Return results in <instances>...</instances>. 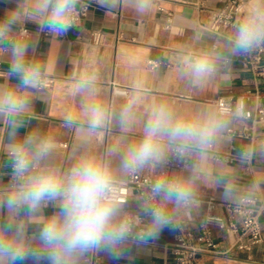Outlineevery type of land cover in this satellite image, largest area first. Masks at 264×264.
Segmentation results:
<instances>
[{
    "label": "crops",
    "instance_id": "1",
    "mask_svg": "<svg viewBox=\"0 0 264 264\" xmlns=\"http://www.w3.org/2000/svg\"><path fill=\"white\" fill-rule=\"evenodd\" d=\"M38 0H0V17L8 10L21 8L25 13L36 12ZM142 0H97L89 16L63 35H44L39 31L42 17L27 19L15 25L6 38L0 41V61L5 75H0V89L14 88L29 101L28 111L19 117H10L0 111V189L8 188L12 161L10 143L37 134L50 138L54 149L42 163L61 171L67 170L84 155L103 157L109 148L118 152L111 157L116 178H126L130 172H120V161L128 148L138 143L144 128L158 105H165L174 119L198 122L215 116L223 121V128L212 139L218 149L231 145L249 147V140L231 136L228 127L240 128L250 124V119L220 113L214 100L220 95L233 93L237 102L244 91L260 88L264 80L255 76L241 63L239 55L231 53L229 39L206 28L207 6H219L223 0H148L146 11H140ZM171 13L170 26H166L167 13ZM28 25L31 36L25 52L27 63L38 66L41 75L53 76L54 82L46 88L37 84L24 87L18 76L11 73L13 43L11 38L21 25ZM94 28H100L102 39L98 44L91 38ZM202 55L210 57L213 70L202 78L190 72L191 62ZM149 60L159 64L151 67ZM91 77V90H77L78 83ZM130 89L131 99L116 94L114 87ZM135 100L122 122L121 114ZM246 107L264 104V97H252ZM101 109L102 122L91 129L86 106ZM74 120L71 125L67 117ZM10 133L14 135L10 139ZM67 142L68 146H62ZM169 143L165 142V153ZM254 149L253 173L246 174L240 164L219 162L204 152L194 155L188 170H173L182 181H191L192 202L189 206L173 208L171 215L175 227H165L157 237L146 243L130 242L119 257L111 256L104 249L90 250L77 259L85 264L86 258L95 264H171L169 243L175 232L196 237L199 222L206 211L204 197L215 195L223 200H236L242 195H258L264 204V127L257 129ZM164 159V158H163ZM163 159L137 170L157 173L163 169ZM145 203L137 197L121 203L122 212L133 211L151 217L143 211ZM172 208V205H169ZM57 211L52 203L43 206L37 215L21 216L28 235L38 233L46 219ZM215 212H222L216 209ZM7 210H0V222L7 218ZM264 231V210L261 214ZM215 239L221 247H230L228 233L215 229ZM201 264H264V240L252 250L230 249L224 253L202 252ZM17 264H33L18 261ZM40 264H47L41 261Z\"/></svg>",
    "mask_w": 264,
    "mask_h": 264
},
{
    "label": "clouds",
    "instance_id": "2",
    "mask_svg": "<svg viewBox=\"0 0 264 264\" xmlns=\"http://www.w3.org/2000/svg\"><path fill=\"white\" fill-rule=\"evenodd\" d=\"M77 0H38L36 12L25 13L21 8L8 10L0 17V41L13 27L25 20L42 17L41 27L51 33L63 35L74 24ZM148 0H142L140 11H146ZM264 42V6L254 4L238 23L229 38L231 53L250 52ZM28 43H13L11 73L18 76L24 87H31L40 80L37 65L27 63L25 52ZM213 70L209 56L195 58L190 72L202 78ZM94 86L91 77L78 83L77 90L89 91ZM135 103L133 100L121 114L122 122ZM28 98L14 88L0 89V111L10 117H19L28 111ZM91 129L102 122L101 109L97 105L86 106ZM74 117L69 115L67 123ZM223 121L209 115L198 122L174 119L165 105L153 109L143 138L131 145L120 161V172H135L146 165L164 158L165 142L176 144L180 151L191 147L203 150L223 128ZM10 139L14 135L10 133ZM54 149L50 138L32 134L23 140L10 143L9 158L12 161L13 184L0 189V210H7V218L0 222V264H17L31 260L33 264H77L82 254L104 249L111 256L119 257L130 242L146 243L155 238L165 227H175L170 214L173 208L192 201L191 181L169 180L161 177L151 186V193L160 199L146 202L143 211L151 219L142 229L135 231L134 223L122 212L116 175L111 157L118 148H109L103 157L81 156L71 168L61 171L44 164ZM48 203L57 211L51 214L38 233L28 235L21 216L39 214ZM172 205V208L169 207Z\"/></svg>",
    "mask_w": 264,
    "mask_h": 264
},
{
    "label": "built area",
    "instance_id": "3",
    "mask_svg": "<svg viewBox=\"0 0 264 264\" xmlns=\"http://www.w3.org/2000/svg\"><path fill=\"white\" fill-rule=\"evenodd\" d=\"M258 0H223L219 6H207L204 8L206 14V28L216 34L224 35L228 39L233 35L238 23L247 15L250 7ZM97 6V0H77L76 15L73 27L79 25L89 16L92 8ZM172 14L167 13L166 26H170ZM39 31L44 35L51 32L39 26ZM31 29L28 25H21L11 38L26 39L31 36ZM92 41L96 44L101 42L102 31L94 28L91 32ZM242 65L255 76L264 80V42L258 44L250 52L239 54ZM151 67L158 66L155 60H149ZM5 70L0 61V75H5ZM53 76L41 75L39 83L41 86L49 88L54 82ZM116 94L123 95L129 101L131 99L130 89L125 87H114ZM264 97V91L260 88H247L237 102L233 93L218 96L213 102L218 111L223 114L241 116L250 119V124H245L240 128L228 127L227 132L231 136L246 138L249 140V147L237 148L231 145L225 149L216 148L210 142L206 148L193 149L185 148L179 150L176 144H169L168 151L163 159V169L157 173L130 172L126 178H116L119 188V200L121 203L128 202L131 198L137 197L146 202H155L160 199L153 196L151 186L161 177L169 180L182 181L173 173V170H188L193 163L194 155L197 152L209 154L213 160L226 163L238 162L246 174L253 173L254 149L252 146L256 140L257 129L264 127V104H257L252 108L246 107V101L252 97ZM62 146L67 147L68 143L63 142ZM13 184V169L11 164L9 174V186ZM206 211L200 219V232L196 237L188 236L182 232H175L171 242L168 244L172 254L171 264H201L199 255L202 252L224 253L232 248L250 251L252 248L264 240V231L261 224V214L264 204L258 195H242L236 200H223L215 195L204 197ZM192 202V201H191ZM190 203L185 206H189ZM221 209L222 212H215ZM126 218L135 225V231L139 232L146 224L144 215L133 211L125 214ZM225 230L230 237V247L223 249L219 240L215 239V229ZM85 264H95V261L86 258ZM106 264H119L109 262Z\"/></svg>",
    "mask_w": 264,
    "mask_h": 264
},
{
    "label": "rangeland",
    "instance_id": "4",
    "mask_svg": "<svg viewBox=\"0 0 264 264\" xmlns=\"http://www.w3.org/2000/svg\"><path fill=\"white\" fill-rule=\"evenodd\" d=\"M256 4H259L261 6H264V0H258Z\"/></svg>",
    "mask_w": 264,
    "mask_h": 264
}]
</instances>
